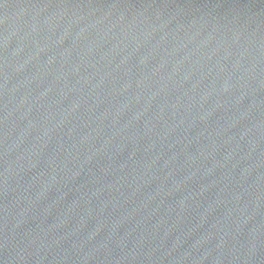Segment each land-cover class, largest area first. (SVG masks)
I'll use <instances>...</instances> for the list:
<instances>
[{
  "label": "water",
  "instance_id": "water-1",
  "mask_svg": "<svg viewBox=\"0 0 264 264\" xmlns=\"http://www.w3.org/2000/svg\"><path fill=\"white\" fill-rule=\"evenodd\" d=\"M0 264H264V0H0Z\"/></svg>",
  "mask_w": 264,
  "mask_h": 264
}]
</instances>
